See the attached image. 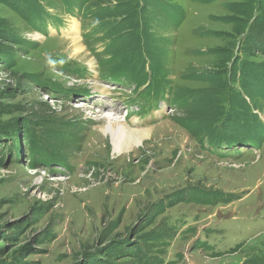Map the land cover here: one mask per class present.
Masks as SVG:
<instances>
[{"label":"rangeland","instance_id":"rangeland-1","mask_svg":"<svg viewBox=\"0 0 264 264\" xmlns=\"http://www.w3.org/2000/svg\"><path fill=\"white\" fill-rule=\"evenodd\" d=\"M36 2L47 11L36 25L59 30H34L0 2V264H264V137L239 155L209 152L205 135L179 125L190 111L160 102L136 113L126 101L134 81L100 79L80 36L94 19ZM166 2L173 28L159 32L170 41L159 81L202 90L210 83L190 73L264 62V0ZM229 87L222 105L241 91L264 123L262 93ZM34 142L41 159L69 168L33 161Z\"/></svg>","mask_w":264,"mask_h":264},{"label":"trees","instance_id":"trees-1","mask_svg":"<svg viewBox=\"0 0 264 264\" xmlns=\"http://www.w3.org/2000/svg\"><path fill=\"white\" fill-rule=\"evenodd\" d=\"M166 1L168 0H60L66 12H71L74 7L82 11V16L90 15L94 19L90 37L88 32H84L82 36L96 58L99 78L123 77L137 81L139 85L148 82L149 90L156 93L167 88L172 94L173 105L192 113L191 117L180 119L179 125L192 133L205 135L206 138L202 137L203 145L205 142L216 147L250 144L259 148L264 137V124L251 114L242 92L235 89L233 93L235 98L228 95V108L222 105V96L219 95L230 89V83L239 80L243 91L252 94L262 93L264 96V91L261 92L264 88V62L235 59L228 69L223 67L203 70L192 72L189 77L186 76L208 81L210 86L202 90L169 88V82L159 81L156 78L162 70L161 58L165 54L163 47L170 43L168 39L163 40L159 32L173 28L172 20L166 12L168 9ZM207 1L211 0H202V2ZM0 2L8 4L24 16L34 30L39 28L36 23L39 20L43 22L47 14L36 0H0ZM84 9H86L85 13ZM98 40L105 41L102 50L96 48L95 42ZM256 50L264 54V47L261 48L260 43ZM241 69L244 77L234 78ZM75 72L78 75L79 69ZM30 145L32 148L30 158L33 161L40 160L41 164H65L64 160L52 159L53 162H49L44 158L41 159L42 147L36 146L35 142ZM200 199L199 196L196 198L197 201Z\"/></svg>","mask_w":264,"mask_h":264},{"label":"bare ground","instance_id":"bare-ground-1","mask_svg":"<svg viewBox=\"0 0 264 264\" xmlns=\"http://www.w3.org/2000/svg\"><path fill=\"white\" fill-rule=\"evenodd\" d=\"M76 26H77V25H76ZM76 26H73V27H76ZM76 28H77V27H76ZM74 29H75V28H74ZM74 40H77V39L75 38ZM123 129H124V128H122V127L119 128L120 133H121V131H123Z\"/></svg>","mask_w":264,"mask_h":264}]
</instances>
